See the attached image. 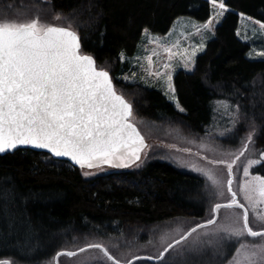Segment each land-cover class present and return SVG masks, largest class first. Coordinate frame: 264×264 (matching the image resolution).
Here are the masks:
<instances>
[{
	"label": "trees",
	"instance_id": "obj_1",
	"mask_svg": "<svg viewBox=\"0 0 264 264\" xmlns=\"http://www.w3.org/2000/svg\"><path fill=\"white\" fill-rule=\"evenodd\" d=\"M217 1L230 11L196 57L193 71L173 76L184 113L159 90L121 80L119 54L132 55L144 29L166 34L178 17L207 22L209 0H0V18L43 13L52 23L71 26L81 54L109 72L132 114L149 121L174 123L200 137L210 124L212 102L231 104L240 115V135L243 127H252L254 147L264 153V59L248 60L249 45L236 36L240 13L264 23V0ZM81 171L31 150L0 155V259L46 264L73 239L129 237L175 218L207 216L202 178L168 162L151 159L137 168L92 177ZM252 172L264 178V163ZM131 264L158 262L138 258Z\"/></svg>",
	"mask_w": 264,
	"mask_h": 264
},
{
	"label": "snow or ice",
	"instance_id": "obj_2",
	"mask_svg": "<svg viewBox=\"0 0 264 264\" xmlns=\"http://www.w3.org/2000/svg\"><path fill=\"white\" fill-rule=\"evenodd\" d=\"M211 3L215 7L217 0ZM219 8L226 10L223 2L219 3ZM212 23L209 19L203 27L210 28ZM261 27L264 28V24ZM131 115L132 106L115 91L109 72L98 70L92 56L81 54L78 34L71 26L41 22L38 17L0 18V153L16 149L18 145H30L46 149L56 157H69L82 169L103 164L128 167L141 159L140 152L147 147L144 137L129 122ZM252 137L250 132L236 160L248 150ZM208 163L225 164L228 176H234L235 160ZM254 163L256 161L250 160L249 166ZM196 170L206 177V187L219 189L222 186V180L212 169ZM244 175H249V167L244 168ZM254 180V190L261 198L257 203H264V178ZM232 184L233 179H228L231 199L227 203H216L206 224L193 227L181 240H187L198 228L216 225L217 242L233 239L240 242L229 264H264V213L257 214L258 227L254 228L250 208L240 202ZM249 184L245 181L241 191L255 211L256 204L247 195ZM218 195L223 196V192ZM222 208L242 211L234 212L226 217V222L217 224ZM246 237L253 241H246ZM255 238H259V242H255ZM181 240L175 243L180 244ZM173 247L169 243L160 258ZM89 248L99 249L112 264H121L103 243H89L79 252ZM241 250H246L242 259ZM60 255L72 257L77 252L57 253V257ZM0 264H16V261L6 257L0 259Z\"/></svg>",
	"mask_w": 264,
	"mask_h": 264
},
{
	"label": "rangeland",
	"instance_id": "obj_3",
	"mask_svg": "<svg viewBox=\"0 0 264 264\" xmlns=\"http://www.w3.org/2000/svg\"><path fill=\"white\" fill-rule=\"evenodd\" d=\"M220 2L223 1H217V5L214 7L209 0L210 19L213 20L210 28L203 27L208 21L200 23L191 17H178L166 34H154L150 30L144 29L134 53L127 55L125 52H120L119 54V60L124 66V72L119 75L120 79L125 83H135L145 88L159 90L173 104L177 112L184 113L180 110L182 107L177 100L175 90L173 91V76L178 71L186 73L193 71L196 57L205 50L208 41L215 36L217 26L230 11L227 7L226 10L220 9ZM14 16L8 13L4 18L18 19ZM238 16L236 36L240 41L249 45L246 58L252 61L263 60L264 55H260V53L264 52V28L261 27V24L264 23L241 13ZM37 17L41 22L63 26L57 20L52 23L48 14L43 13H31V15L23 16L22 19ZM193 53L195 54L193 55ZM211 105L210 124L206 134L200 137L185 134L181 127L174 123L152 122L132 114L130 121L138 128L147 145L140 152L141 159L130 163L128 167L116 168L103 164L99 167L81 168L84 177H92L115 170L137 168L151 159L168 162L179 170L202 178L204 193L208 198L206 218L203 220L175 218L143 230L134 236L130 234L129 237L73 239L74 241L71 240L62 252H77V255L72 257L60 255L57 258V264H112L99 249L89 248L85 252H79L80 248L93 242L103 243L121 264H128L138 258L154 260L158 264H229V261L236 255V249L240 247V242L235 239L217 242L218 237L214 235L216 225L198 228L197 232L192 233L187 240H181V236L199 224H206L213 215L211 209L216 203H227L231 199V193L227 191L228 179H233L232 188L237 192L240 202L249 206L253 227H258L257 214L264 213V203H257L261 198L254 190L256 188L254 178L261 176L254 174L252 168L264 161V155H262L263 152L256 150L252 137V143L249 144L248 150L236 160V156L243 150L242 144L247 143L249 133L252 132L254 135L255 131L252 127H243V134L240 135L241 131L238 130V127L241 120L237 109L225 101H213ZM210 160H225L229 163L235 160V164H233L234 176H228L225 164H209ZM250 160L256 161V163L249 166ZM245 167H249L247 177L244 175ZM197 168L212 169L222 180V186L219 189L213 188L211 185L206 187V177L197 171ZM245 181L250 182L247 195L251 196L252 203L256 204L255 211L252 210L251 204L245 198V192L241 191ZM221 191L223 196L218 195V192ZM241 211V209L222 208L217 216V224L226 222V217ZM244 239L253 241L251 237ZM176 240H181V243L176 244ZM255 242H259V238H255ZM169 243L174 247L170 248L163 258H160V253ZM245 252L246 250H241V259ZM56 256H53L52 260L46 264H56Z\"/></svg>",
	"mask_w": 264,
	"mask_h": 264
},
{
	"label": "water",
	"instance_id": "obj_4",
	"mask_svg": "<svg viewBox=\"0 0 264 264\" xmlns=\"http://www.w3.org/2000/svg\"><path fill=\"white\" fill-rule=\"evenodd\" d=\"M80 48H81V45H80ZM84 55H86V54H84ZM94 61H95V59H94ZM95 66H96V63H95ZM97 68V67H96ZM98 70H103V69H99V68H97ZM110 78H111V76H110ZM112 80V79H111ZM112 83H113V81H112ZM113 86H114V83H113ZM114 89H115V87H114ZM116 91V90H115ZM131 117V116H130ZM130 117H129V122L130 123H132L131 121H130ZM133 124V123H132ZM134 125V124H133ZM135 126V125H134ZM136 127V126H135ZM137 128V127H136ZM137 130H138V128H137ZM139 131V130H138ZM140 133V132H139ZM145 141V140H144ZM145 144H146V141H145ZM144 149V148H143ZM142 149V150H143ZM17 150H31V151H35V152H40V153H46V154H48V155H50L53 159H55V160H59V161H65V162H68L69 164H71L72 166H74V167H77V168H81L79 165H77V164H75L69 157H56V156H54L52 153H50L48 150H46V149H37V148H34V147H32V146H30V145H18L17 146V148L16 149H10V150H6L5 152H3V153H0V155H5V154H12V153H14L15 151H17ZM141 150V151H142ZM85 168H87V167H85ZM57 256H56V258H55V263L57 264ZM129 264V263H128Z\"/></svg>",
	"mask_w": 264,
	"mask_h": 264
}]
</instances>
